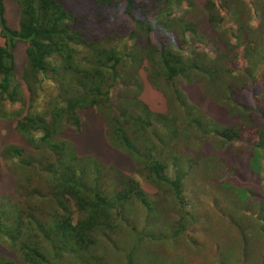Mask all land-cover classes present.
<instances>
[{
    "label": "trees",
    "instance_id": "obj_1",
    "mask_svg": "<svg viewBox=\"0 0 264 264\" xmlns=\"http://www.w3.org/2000/svg\"><path fill=\"white\" fill-rule=\"evenodd\" d=\"M6 1L19 7L18 29L8 24ZM204 3L217 36L213 58L198 50L182 54L169 42L177 38L183 49L188 32L201 41L196 25L186 20L192 0H0V118L15 119L16 131L34 150L30 155L0 143V157L31 173L16 185L19 202L0 201V241L6 239L16 251L12 259L0 256V264H60L64 258L94 264L89 260L97 257L84 254L98 238L117 233L131 204L145 209L147 219L166 215L165 200L152 203L142 188L143 174L158 188H168L180 215L172 228L185 231L193 215L183 187L194 158L185 160L173 150L164 155L170 144L195 150L209 137L233 144L250 128L257 138L254 151L264 149V90L247 94L264 75V17L256 25L262 16L246 0ZM176 7L182 8L179 16ZM122 9L133 18V30L126 23L109 27ZM19 41L28 44L22 83L14 53ZM141 71L155 89L175 98L179 111L154 113L140 99ZM196 82L240 122L223 126L199 111L181 88ZM17 104L19 110H9ZM90 109L102 116L111 145L143 165L139 174L78 157L64 135L81 132V113ZM149 239L141 236L137 244L155 241Z\"/></svg>",
    "mask_w": 264,
    "mask_h": 264
},
{
    "label": "rangeland",
    "instance_id": "obj_2",
    "mask_svg": "<svg viewBox=\"0 0 264 264\" xmlns=\"http://www.w3.org/2000/svg\"><path fill=\"white\" fill-rule=\"evenodd\" d=\"M192 1L194 6L186 14V20L196 25L202 36L201 41L192 32H188L183 49L177 38H172L169 42L182 54L188 55L198 50L213 58L217 52L213 45L217 36L206 16L205 0ZM246 1L260 12L259 16L262 17L255 20V24L259 25L264 17V0ZM175 13L179 16L182 8L176 7ZM6 17L9 26L18 29L20 10L15 2L6 1ZM121 23H126L131 30L135 28L133 18L123 9L119 17L108 25L116 27ZM159 40L160 34L155 33L154 41L159 44ZM3 43L4 39L0 34V45ZM221 46L219 43V47ZM27 48V43L19 41L14 52L17 78L21 83L27 65ZM141 73L143 90L140 99L154 113L170 114L172 111H179L174 102L175 98H169L155 89L148 81L146 73ZM261 75L260 73L257 87L249 89L247 94L264 90V83L260 84L264 75ZM181 88L189 101L210 120L230 127L240 122L238 117L230 116L221 103L212 99L201 83L183 84ZM23 89L28 103L29 93L25 87ZM50 92L52 90L47 94ZM20 108L21 104H17L9 110ZM81 115L83 130L79 133L68 131L64 135L75 148L78 157L95 159L106 168L120 170L128 175L139 174L143 165L138 159L111 145L108 130L99 112L90 109L83 111ZM242 137L243 140L227 145L219 142L216 144L209 137L204 139L202 145H197L195 150L185 147L183 143H177L175 146L170 144L164 151L163 154L167 155L173 150L175 156H181L185 160L194 158L183 187L187 210L193 215L191 224H188L185 231H181L179 226L172 228L173 222H177L180 215L176 212L179 206H176L174 197L167 192L168 188H158L143 174L139 177L142 188L152 203L165 200L166 215L160 214V217L153 214L150 219L151 214H148L147 219L145 209L131 204L124 216L126 222L121 221L117 233L111 239L101 238L104 242L98 238L97 246L88 254L85 253L84 257L92 254L96 256L98 260L87 259L94 264H128L129 258L135 260L136 264H264V149L254 151L257 138L250 128L244 131ZM194 140L197 144L198 140ZM0 143L2 147L16 145L24 148L30 155L34 153L33 148L16 131L15 119L0 118ZM220 147L223 148L221 151ZM170 164L173 163L170 161ZM170 173L174 176L175 170L172 168ZM28 175L31 173L25 168L22 169L19 163L0 157V201L11 197L12 201L19 202L16 185H23L24 178ZM146 235L149 240L154 238L155 241L137 244L140 237ZM0 256L10 259L16 256V251L6 239L0 241ZM82 262L80 258H64L60 264Z\"/></svg>",
    "mask_w": 264,
    "mask_h": 264
}]
</instances>
